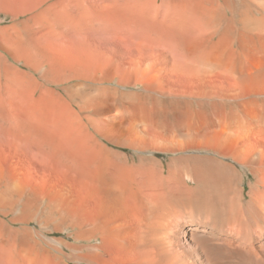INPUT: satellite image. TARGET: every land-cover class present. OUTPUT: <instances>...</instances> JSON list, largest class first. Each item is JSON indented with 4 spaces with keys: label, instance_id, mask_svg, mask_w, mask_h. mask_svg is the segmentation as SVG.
I'll use <instances>...</instances> for the list:
<instances>
[{
    "label": "bare ground",
    "instance_id": "obj_1",
    "mask_svg": "<svg viewBox=\"0 0 264 264\" xmlns=\"http://www.w3.org/2000/svg\"><path fill=\"white\" fill-rule=\"evenodd\" d=\"M161 1L168 21L148 0L139 10L156 29L116 33L108 52L84 35L83 17L36 18L39 32L15 24L12 56L42 80L29 74L23 99L13 67L11 141L22 159L36 149L65 168L47 204L77 253L18 262L0 244V264H264V0ZM122 16L116 29L132 28ZM44 31L76 55L43 45ZM92 54L102 57L93 68L81 58ZM53 87L65 96L34 111L35 94ZM23 186L13 177L2 201Z\"/></svg>",
    "mask_w": 264,
    "mask_h": 264
},
{
    "label": "rangeland",
    "instance_id": "obj_2",
    "mask_svg": "<svg viewBox=\"0 0 264 264\" xmlns=\"http://www.w3.org/2000/svg\"><path fill=\"white\" fill-rule=\"evenodd\" d=\"M193 1L194 0H185L184 2L185 4L190 2L193 4ZM204 1L205 0H202V2ZM151 2L155 3L157 6H162L156 19L162 21L165 19V21H168L167 17H169L168 14L171 13V4L165 3L168 5H162L161 0H151ZM145 3L148 4V0H0V191H2L4 185L10 182L13 177L21 178L24 185L22 197L17 201L12 199L11 201L3 202L0 194V244L13 260L21 262L23 259L28 261L30 259V262L35 261L34 263H41L44 259L48 260L50 259L49 257H51L45 252V249H49L51 252L53 251L52 253H56L52 250L53 247L60 249L61 252L67 255L77 253L75 249L68 248L60 243L61 240H63L69 244H73L74 241L69 237L68 230L63 229L64 226L63 224L61 225L59 218L50 212V208L47 204L46 192L56 184L57 180L55 179L66 176L67 172L65 168L47 161L36 149H34L32 155L29 157V161L24 160L22 159L23 156H21V153L16 154L11 141L10 119L14 106L12 79L16 74L14 68L19 69L22 73V80H26L24 82L25 84L28 83L27 76L29 74L33 75L34 78L39 81L42 80L41 72H29L22 62L16 61L12 56L11 35L16 30L15 24H17V22L27 21L30 31L39 32L43 29L46 30V27L42 28L41 24L38 23L39 20L45 22V24L47 21L51 22L50 24H52V22L55 23L56 19L60 21L66 20V23H72L73 20V22L88 20L89 23L85 27L84 35L90 40L94 39V42H98L95 45L96 49L108 52L107 50L112 46L109 40L116 33H130L135 35L141 34L142 32L149 33L154 27L156 29L157 22L155 23L153 19H148L142 15L139 10L141 8L140 6L146 5ZM47 6L53 7L52 10H54V8L58 9V16L54 14L51 18V14L45 10ZM165 10L167 14H165ZM40 11L45 13L35 16V14ZM81 13L88 17L83 16ZM120 15H123L122 17L124 19L127 18V20L132 21V28L116 29L117 25H115L116 23L113 25L112 21L117 22L116 17ZM81 18L82 20H78ZM35 20H37V22H35ZM159 31L160 30H157V32ZM40 36L43 45L48 44L47 46L52 45V47H54V45L58 46V44L56 45L57 41L52 40L53 36L51 33H46L44 31ZM65 41L67 40L61 41L65 45L58 41L59 46L57 49L60 48L62 52H71V54L76 55L77 50L70 46L69 42ZM51 42L52 44H50ZM53 42H55V44ZM62 45L63 47H60ZM92 51H94V49ZM92 55L89 57L81 56V58L90 60L93 68L98 65L97 60L100 62L102 57H97V54H94V57ZM84 81L91 83L90 80H83V82ZM109 84L116 85V79ZM27 87L28 84L21 90L20 94L23 99L27 96L29 89V87ZM123 89L125 91H131L135 88L127 86L123 87ZM52 96L64 97L65 94L60 87L51 88V92L44 95L42 94V97L38 91L35 94V100L30 103L32 109L38 111L40 107L45 106L44 99H49ZM155 156L164 159L165 157H169V154L160 153L155 154ZM245 180L247 182L248 178L245 177ZM23 228H27L34 232L32 239L23 237L20 233ZM10 229L15 230L16 233H11ZM29 256L30 258H28ZM31 256L33 258H31ZM69 263L75 264L74 261H70Z\"/></svg>",
    "mask_w": 264,
    "mask_h": 264
},
{
    "label": "crops",
    "instance_id": "obj_3",
    "mask_svg": "<svg viewBox=\"0 0 264 264\" xmlns=\"http://www.w3.org/2000/svg\"><path fill=\"white\" fill-rule=\"evenodd\" d=\"M52 9H53V7H51V6H47V7L45 8L46 12H49V14H51V18L54 16V14H56V15L58 16V14H59L58 9H56V8H54V10H52ZM44 13H45V12L40 11V12H37V13L35 14V16L43 15ZM35 16H34V17H35Z\"/></svg>",
    "mask_w": 264,
    "mask_h": 264
}]
</instances>
